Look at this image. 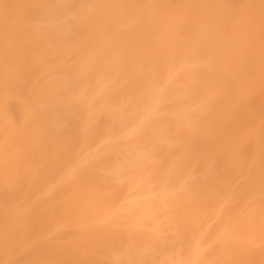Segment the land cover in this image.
Returning a JSON list of instances; mask_svg holds the SVG:
<instances>
[{"label": "bare ground", "instance_id": "1", "mask_svg": "<svg viewBox=\"0 0 264 264\" xmlns=\"http://www.w3.org/2000/svg\"><path fill=\"white\" fill-rule=\"evenodd\" d=\"M0 264H264V0H0Z\"/></svg>", "mask_w": 264, "mask_h": 264}]
</instances>
